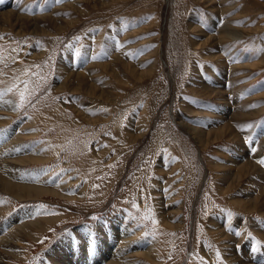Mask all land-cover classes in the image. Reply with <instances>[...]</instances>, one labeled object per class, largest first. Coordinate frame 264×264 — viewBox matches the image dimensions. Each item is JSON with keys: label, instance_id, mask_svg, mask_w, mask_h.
Listing matches in <instances>:
<instances>
[{"label": "rangeland", "instance_id": "374dc122", "mask_svg": "<svg viewBox=\"0 0 264 264\" xmlns=\"http://www.w3.org/2000/svg\"><path fill=\"white\" fill-rule=\"evenodd\" d=\"M12 10L20 21L4 16ZM0 13V145L45 155L16 169L62 191L0 193V236L28 214L20 222L37 223L1 264H55L63 237L98 240L115 226L133 235L127 264H264L253 228L264 206L233 204L259 195L262 181L251 172L230 183L214 169L264 147V0H0ZM78 73L91 83L73 81ZM225 120L238 138L202 147L193 127ZM144 246L154 260L138 255Z\"/></svg>", "mask_w": 264, "mask_h": 264}, {"label": "bare ground", "instance_id": "6f19581e", "mask_svg": "<svg viewBox=\"0 0 264 264\" xmlns=\"http://www.w3.org/2000/svg\"><path fill=\"white\" fill-rule=\"evenodd\" d=\"M5 8H7V7H5ZM3 14L4 13H0V15H3ZM11 14L13 16L17 17L18 21H20L23 17L22 14H20L19 12L17 13V11H13V10H12V12L11 11L5 12L4 16L6 15L8 18H10V17H12ZM42 20H44L45 22L47 21L46 18H42ZM20 32H22L21 29H20ZM119 55L122 57L123 56L126 57L124 54H119ZM143 61H144V59H143ZM119 62H121L122 64L125 65V68H127L126 70L128 71V73H130V75L132 77L137 78L136 72L133 69H131V67H133L132 65H127L124 63V61H121V60H119ZM106 67H108V66H105V68ZM151 68H153V67H151ZM63 72L64 71H61V73H63ZM86 73H87V71H84V74H86ZM83 76L78 73L77 78L74 79L73 81H75L77 83L80 82L81 84H85V83L90 84L91 82H87L83 78ZM141 76L142 75L139 74V78H141ZM94 79H93V81H95ZM94 84H96V86H97L96 82ZM219 84H220V82H219ZM219 86L221 87V85H219ZM64 87L65 86H63V87L60 86L58 89L63 90ZM79 88H80V86H79ZM102 92L104 94H106L105 90H102V91L100 90V93H102ZM207 92H210V91L207 90ZM103 93H102V95L101 94L97 95L98 93H95V91H94V95H97L98 97L104 96ZM215 93H217L218 96L222 95L221 89H219V90L217 89V91H215ZM109 100H111V99H109ZM224 104H226V103H224ZM4 107H5V105L3 103V107L0 106V111L4 110L5 109ZM9 107L11 108V104H9ZM237 112H238V110L235 111V113H237ZM62 115L63 114H61V116ZM238 115H236V116H238ZM239 117H241V116H239ZM57 118H56V120H57ZM222 118H224V117H222ZM236 118H238V117H236ZM228 120L227 121L225 120V123L228 122ZM76 125H78V124H76ZM69 126H71V125H69ZM230 127L231 126L229 125V123H226L223 126H218L214 130H213V127L210 126L208 128V129H210V131H206V130H200L199 131V130H197V128L193 127L192 132H193V135L198 140L199 144H201V146L203 147L204 145L208 144V142H210L211 140L217 141L219 139H222L225 134H227L228 138H229V136L233 135V138L237 139L238 134L236 133L235 130L230 129ZM205 136H207V137L205 138ZM25 137H26V135H25ZM25 137H23V139H25ZM13 140H12L13 142H11V143L19 146V144H17L19 142L18 139L13 138ZM1 144H2V145H0V193L1 194H5V195L7 194L9 196H12L16 199H19L18 201H20L21 199H25V198H33L34 199V198L44 197V196H49V195L50 196L51 195L61 196V194L58 192V191L62 192L61 190H57V191L51 190L50 191V188L47 187V185L50 183L49 182L50 180H45L43 178V175H41L42 177H39L38 176L39 174L38 175L35 174L34 175L35 177H33L29 174L28 175L23 174L22 170L18 171L16 169L17 167H20V165L24 166L26 163L29 164V163H35V162H40V161L44 162L47 160L45 155L38 154L39 152L37 153V151H32V150L28 151V152L26 149H25L26 151H21L20 150L21 146L19 148H16V149H15L14 145H13L14 147H10L6 138H4L3 143H1ZM243 147H240V148L243 149ZM251 155L253 157L251 160L248 157V155L245 154V156L249 159V160L246 159L248 161L243 162V159H239V157H238V159H236L234 157L235 161H233L234 163L233 162L231 163L232 165H230V163H229L230 166L229 165H223V164L219 163L214 168V169H220L222 171H225L226 175H228L230 172V175H231L230 183L233 181H237V183L239 181L241 182L243 179L248 178V176L251 174V172H252V174L257 173L259 180L262 181V185L258 187V189H260V190H258V191H260L259 195H257V196H250L249 195V197H245L246 201H241L239 199H233V204L236 207L241 208L242 210L245 211V213H248V214H250L252 211L255 212L257 207L261 208L262 206H264V181H263L264 171L257 164L258 161H262V159H263L262 157H264V147H262V145H261L257 149L256 152H253V153L251 152ZM262 164H264V163H262ZM44 177H45V175H44ZM53 188L56 189L55 187H53ZM58 188H62L64 191H67V188L66 189L63 187H58ZM254 191H255V189H254ZM226 192H228V193L230 192L229 188H226L225 193ZM242 195H244V194H242ZM255 205L257 207H255ZM244 206H246V207H244ZM6 209H7V207H5V205H0V215L5 214ZM176 210H179V209L177 208ZM180 210H181V208H180ZM170 213L167 215L164 214V219L166 220V218H167V221L165 222L167 226L173 227V226H171V219L172 218H170V217L171 216L177 217V213L173 212L172 215ZM28 216H31V215L28 214L26 216H23V217H21L22 219L21 218L15 219L16 222L11 223L6 230V233L3 234V236H0V264L2 262L6 261L7 259H10V253L12 252L11 249L17 248V247H19V245L22 244V242L24 241L23 239H25L27 236L25 234L28 233V235H31V232L34 231V228L37 225L36 222L30 221V223L29 222H28V224L24 223V225L20 222L22 220H26V218ZM30 219H32V218L30 217ZM27 220H29V219L27 218ZM18 222H20V224H22V226L18 225ZM242 224H244V223H242ZM115 227H116V228H114L115 232H117L116 236H114L115 232H113V235H111L112 234L111 233L110 237L105 236L103 234L102 236L99 237L98 240L92 234L90 235V233H87L86 230L85 231L80 230V232H77V233L75 231V233H76L75 235H71V236L68 235L66 237H63L52 248V250L54 248L56 249L53 252V254H51V256H50L52 262H54L55 264H127V262L125 260L126 259L125 255H127V251H128L129 247L127 246V244H125V242L127 243L128 242L127 240H129L133 235L129 229L127 230V229L117 228V226H115ZM253 228L257 232H259V234H261L262 238L264 239V226L262 225L259 228L256 225H254ZM107 232L108 231H106L105 233H107ZM121 240H122L123 244H121V246L117 247L116 246L117 242L121 241ZM92 241L94 242V244H92ZM95 241H97L98 243ZM96 243H97V246H96V248H94V245ZM140 250L141 251L144 250V252L142 253L140 251L141 253L138 252V255H143V257L146 256L147 258L154 260L155 253H154L152 247L144 246V248H141ZM87 258H89L91 263H89L87 261ZM234 259L237 260V257H235ZM240 263L249 264L248 262L243 263L242 261ZM128 264H130V263H128Z\"/></svg>", "mask_w": 264, "mask_h": 264}, {"label": "snow or ice", "instance_id": "6c2138e0", "mask_svg": "<svg viewBox=\"0 0 264 264\" xmlns=\"http://www.w3.org/2000/svg\"><path fill=\"white\" fill-rule=\"evenodd\" d=\"M258 163H264V161H258Z\"/></svg>", "mask_w": 264, "mask_h": 264}]
</instances>
